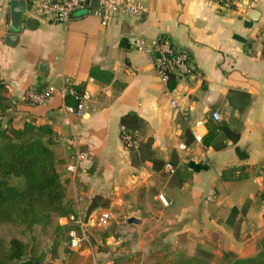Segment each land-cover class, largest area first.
Here are the masks:
<instances>
[{
  "label": "crops",
  "instance_id": "1",
  "mask_svg": "<svg viewBox=\"0 0 264 264\" xmlns=\"http://www.w3.org/2000/svg\"><path fill=\"white\" fill-rule=\"evenodd\" d=\"M9 1L0 0L4 118L16 127L50 125L57 170L69 179L62 231L41 264H150L200 250L211 264H232L225 252L248 257L263 248L264 0L223 10L216 0H145L141 17L116 15L106 25L85 9L60 22L23 0L17 30ZM162 33L198 70L172 76V87L135 44ZM49 85L56 91L43 102L24 98L28 86ZM64 86L89 90L81 114L66 109ZM123 118L138 141L133 150L121 138ZM213 124L223 147L202 141ZM76 151L83 156L71 174ZM166 161L175 165L171 174ZM94 210L108 212V223L78 228L88 242L71 250L67 214Z\"/></svg>",
  "mask_w": 264,
  "mask_h": 264
},
{
  "label": "trees",
  "instance_id": "2",
  "mask_svg": "<svg viewBox=\"0 0 264 264\" xmlns=\"http://www.w3.org/2000/svg\"><path fill=\"white\" fill-rule=\"evenodd\" d=\"M90 72L96 75L95 67ZM168 85L172 87L173 81ZM66 101L75 103L69 94ZM5 108V85L0 80V264H41L50 239L62 231L59 218L67 212L69 179L56 167L52 127L32 120L16 127L4 118ZM133 116L138 126L139 117ZM122 121L126 130L134 134L125 118ZM218 127L213 124L208 128L202 136L204 144L216 148L225 145L214 140ZM229 133L233 138L238 135L235 131ZM224 256H231L232 264H264V245L252 256L238 257L231 252H225ZM210 259V252L200 250L150 264H211Z\"/></svg>",
  "mask_w": 264,
  "mask_h": 264
},
{
  "label": "built area",
  "instance_id": "3",
  "mask_svg": "<svg viewBox=\"0 0 264 264\" xmlns=\"http://www.w3.org/2000/svg\"><path fill=\"white\" fill-rule=\"evenodd\" d=\"M237 0H216L220 10L233 7ZM39 14L47 15L53 19L67 23L72 14L79 9L91 11L100 17L103 25H106L116 15H133L141 17L146 12L145 0H96V4H92L91 0H29ZM136 47L143 50L151 57L152 64L156 69L160 79L166 84L171 80L172 76L192 75L197 73V68L192 64L190 55L186 50L177 48L170 37L166 34H159L152 38L139 36L135 40ZM56 91L54 85H49L44 89L35 90L28 86L24 91V98L31 103L43 102L49 95ZM64 95H71L75 99L74 104L66 103L67 110L76 114H81L86 101L90 98L88 89H75L70 86L61 88ZM171 102L176 105L173 98ZM184 113L186 110L184 109ZM214 119H219L220 115L216 110L211 112ZM197 135V134H196ZM121 138L126 147H135L138 144L137 138L130 131L123 129ZM65 140L76 146V139L73 136H66ZM83 154L76 151L74 160L66 165V169L74 174L78 163L82 159ZM164 170L171 174L175 170V165L166 161L163 165ZM159 198L167 203L163 194H159ZM108 212L94 210L87 216H82L78 212H70L67 218L72 222V226L67 230V244L71 250L79 251L88 242L86 234L79 232L85 225H102L108 223Z\"/></svg>",
  "mask_w": 264,
  "mask_h": 264
},
{
  "label": "water",
  "instance_id": "4",
  "mask_svg": "<svg viewBox=\"0 0 264 264\" xmlns=\"http://www.w3.org/2000/svg\"><path fill=\"white\" fill-rule=\"evenodd\" d=\"M92 4H96V0H91ZM25 8V2L23 0H10L9 1V13L10 21L13 29L17 30L20 26L23 11ZM129 222H138L139 219L131 215L127 218Z\"/></svg>",
  "mask_w": 264,
  "mask_h": 264
},
{
  "label": "rangeland",
  "instance_id": "5",
  "mask_svg": "<svg viewBox=\"0 0 264 264\" xmlns=\"http://www.w3.org/2000/svg\"><path fill=\"white\" fill-rule=\"evenodd\" d=\"M59 235H60V234H59ZM59 235L55 236L54 238H57ZM54 238H51L50 241L53 240ZM50 241H49V242H50ZM45 256H46V255H45ZM44 259H45V258H44Z\"/></svg>",
  "mask_w": 264,
  "mask_h": 264
}]
</instances>
